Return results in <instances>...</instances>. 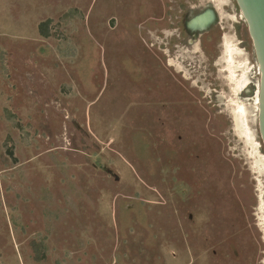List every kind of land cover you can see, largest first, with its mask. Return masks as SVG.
Returning a JSON list of instances; mask_svg holds the SVG:
<instances>
[{
	"label": "rangeland",
	"instance_id": "obj_1",
	"mask_svg": "<svg viewBox=\"0 0 264 264\" xmlns=\"http://www.w3.org/2000/svg\"><path fill=\"white\" fill-rule=\"evenodd\" d=\"M182 2L0 0V264H264L248 26L191 1L219 20L177 53L185 79L160 50Z\"/></svg>",
	"mask_w": 264,
	"mask_h": 264
},
{
	"label": "flooded vegetation",
	"instance_id": "obj_2",
	"mask_svg": "<svg viewBox=\"0 0 264 264\" xmlns=\"http://www.w3.org/2000/svg\"><path fill=\"white\" fill-rule=\"evenodd\" d=\"M199 2V0H183L182 3H184L185 5H183L182 3H180L181 7L178 11H176L177 16L175 15V19L178 20L176 21L175 25H171L169 26L168 29L174 31L173 33H169L167 36V39L170 37L168 43L166 44L165 39H163L160 43V50L161 53L163 54V58H164V64H166V66L170 67V68H175V65H171L170 61L172 60L173 62L176 61L177 62V69L179 70V72L181 74L187 73L188 72H184L185 70H183L182 68L179 69V67L182 65V67L184 66L186 69L187 67H191L190 63L187 62V58H183L182 62L180 61V58L182 57V55H177V53H179V51L181 50V48H186L187 51H189V48L195 49L198 48L199 46L202 45V41L204 40V35L206 34V32H210L214 29V27L216 26V24L218 23L219 20V13L218 10L216 9V7L212 4L211 7H202L200 9V7H195L193 5L190 4V2ZM186 8V11L184 12L183 9L181 8ZM171 9V8H170ZM201 10L200 12H198L197 14H195L194 16H188L189 13H192L196 10ZM171 11V10H170ZM207 11H210L211 16H212V21L211 23L207 26V28H205L204 30H193L192 28L188 27V23L195 17L202 15L204 13H206ZM164 21V20H163ZM165 22V21H164ZM164 33V32H162ZM167 46V47H166ZM169 52H168V51ZM172 51L174 53V56H171V52ZM176 53V54H175ZM186 53V52H184ZM165 57L167 59H165ZM181 64V65H180ZM179 65V67H178ZM188 70V69H187ZM187 74H185L183 77L186 79ZM249 86V85H248ZM247 86V87H248ZM246 87V88H247ZM245 89V88H244ZM249 91L247 90V93Z\"/></svg>",
	"mask_w": 264,
	"mask_h": 264
},
{
	"label": "water",
	"instance_id": "obj_3",
	"mask_svg": "<svg viewBox=\"0 0 264 264\" xmlns=\"http://www.w3.org/2000/svg\"><path fill=\"white\" fill-rule=\"evenodd\" d=\"M245 20L250 37L253 42L254 52L260 68L261 80L259 85V131L264 143V0H236ZM211 13H206L193 18L188 27L202 24L208 26Z\"/></svg>",
	"mask_w": 264,
	"mask_h": 264
},
{
	"label": "bare ground",
	"instance_id": "obj_4",
	"mask_svg": "<svg viewBox=\"0 0 264 264\" xmlns=\"http://www.w3.org/2000/svg\"><path fill=\"white\" fill-rule=\"evenodd\" d=\"M211 19H212V16H211ZM211 21L212 20H210L209 22H208V25L211 23ZM193 30H204L205 28H207V26H203L202 24H200V25H194L193 27H191ZM196 48V47H195ZM199 48V47H198ZM227 50H228V58H227V65H228V68H226V71H228L229 72V74H230V81H231V83L234 85V88H233V90H234V94H236V95H238L239 96V93L241 92V90L243 89V88H246L249 84H250V81L248 80V78L247 77H245V74L243 73V76H239L238 74H237V72H238V66L235 64V57H234V55H236V53H235V51L234 50H238V49H236V48H234V47H231V46H227ZM170 64L171 65H177V64H175L173 61H170ZM241 66V65H240ZM244 66V65H243ZM178 67H179V65H178ZM182 67V65L179 67V69ZM242 68V67H241ZM182 69H183V67H182ZM184 70V69H183ZM247 71V70H246ZM185 72V71H184ZM187 72V71H186ZM242 72H245V70H243ZM187 74V73H186ZM196 86V85H195ZM237 99V98H236ZM258 99H259V91H258ZM233 101V100H232ZM234 102V101H233ZM235 104H236V108H237V110H235V122H236V126L238 127V128H240V119L241 118H243V116H244V114H245V104L244 105H242V103H240V102H235ZM258 105H259V100H258ZM258 108H259V106H258ZM247 124V123H246ZM243 133L245 134V136L246 137H248V139H249V137H250V135H249V132L247 131V130H243ZM254 148H256V147H254ZM256 150V149H255ZM260 200H261V208L262 209H264V197L263 198H260ZM262 221H263V225H264V218L262 219ZM261 221V222H262Z\"/></svg>",
	"mask_w": 264,
	"mask_h": 264
},
{
	"label": "trees",
	"instance_id": "obj_5",
	"mask_svg": "<svg viewBox=\"0 0 264 264\" xmlns=\"http://www.w3.org/2000/svg\"><path fill=\"white\" fill-rule=\"evenodd\" d=\"M49 22L50 21H47V22H45V23H43V24L40 25V31H41V35L42 36H45V37L48 36V34L45 32L44 28H45V26H47L49 24ZM41 258H43V257L39 256L38 257V260H41Z\"/></svg>",
	"mask_w": 264,
	"mask_h": 264
}]
</instances>
